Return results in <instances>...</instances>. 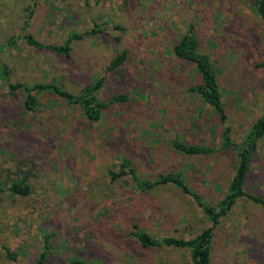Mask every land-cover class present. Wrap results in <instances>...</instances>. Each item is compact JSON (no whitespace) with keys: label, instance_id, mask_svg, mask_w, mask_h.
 <instances>
[{"label":"rangeland","instance_id":"1","mask_svg":"<svg viewBox=\"0 0 264 264\" xmlns=\"http://www.w3.org/2000/svg\"><path fill=\"white\" fill-rule=\"evenodd\" d=\"M256 1L0 0V65L13 82L76 93L101 80L96 95L106 105L90 121L78 105L39 92L27 112L0 77V264H36L45 234L54 254L48 264H192L187 249L144 248L131 230L136 224L153 237L190 238L210 225L202 208L173 185L142 194L129 176L111 181L108 171L129 157L141 178L181 173L205 202L221 199L237 165L233 147L220 149L222 134L227 126L231 142L240 143L264 112V25ZM189 25L216 72L225 122L189 90L200 77L172 52ZM74 33L83 36L67 56L23 38L63 44ZM122 51L124 62L109 69ZM175 142L214 152L187 155ZM24 174L28 195L7 189ZM245 189L264 197V134ZM211 260L264 264V208L238 200L215 227Z\"/></svg>","mask_w":264,"mask_h":264},{"label":"trees","instance_id":"2","mask_svg":"<svg viewBox=\"0 0 264 264\" xmlns=\"http://www.w3.org/2000/svg\"><path fill=\"white\" fill-rule=\"evenodd\" d=\"M255 9L264 25V0L255 2ZM82 34H71L63 44H46L35 39L31 35H25L23 38L26 43L40 49H48L54 53L69 55L71 51V41L81 38ZM18 36L13 37L10 43H14ZM174 56L194 66L195 72L200 77V83H195L189 87V90L197 93L204 102H206L216 112L221 122H225L226 113L221 99V93L218 85L217 75L213 69L208 54L201 51L196 34L189 25L187 31L172 46ZM263 60L258 66H264V42L262 45ZM125 60V51H122L111 62L109 69H117ZM0 77L4 86L8 89L10 95H19L21 97V107L24 111H33L38 103L37 93L52 92L63 98L66 102L78 105L84 116L90 121H98L106 107L96 95L101 80L84 85L78 92L74 93L59 85L53 83H27L23 81L13 82L9 76V70L5 64L0 65ZM117 100H125L126 96L118 95ZM230 128L226 126L222 134V145L220 149L233 147L237 152V165L235 171L228 183L225 194L217 201L215 205L207 203L201 195L196 193L183 178L181 173L160 174L154 180H148L138 176L137 171L129 157H122L118 170H109L110 180L127 175L130 178L134 189L145 194L159 185H173L179 188L184 194L188 195L198 204L208 216L210 225L202 229L195 236L190 238H180L174 236L153 237L140 229L136 224L132 225L131 235L144 248L156 247H178L188 250L192 264H212L211 260V241L213 239L215 227L219 224L221 217L227 214L235 203L240 200H249L252 203L264 208V197L245 189L248 179L252 157L257 149V141L264 134V112L251 124L240 143H232L229 137ZM174 147L179 152L187 155H203L214 152L212 148L199 144H186L184 142H175ZM0 180V190H2ZM11 192L26 196L31 192V182L29 177L24 174L19 179L13 180L7 187ZM1 234V228H0ZM7 257L13 258L7 246H2ZM51 247V237L45 234L40 253L36 258V264H48L53 256ZM68 264H88L86 261L71 259Z\"/></svg>","mask_w":264,"mask_h":264}]
</instances>
